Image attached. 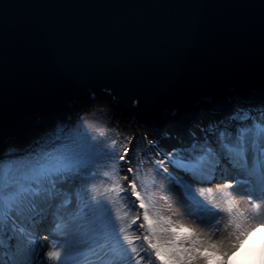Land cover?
Listing matches in <instances>:
<instances>
[{
    "label": "snow or ice",
    "instance_id": "obj_1",
    "mask_svg": "<svg viewBox=\"0 0 264 264\" xmlns=\"http://www.w3.org/2000/svg\"><path fill=\"white\" fill-rule=\"evenodd\" d=\"M255 97L165 120L163 99L84 78L67 106L0 130V264H235L264 228ZM118 121L130 139L106 130Z\"/></svg>",
    "mask_w": 264,
    "mask_h": 264
},
{
    "label": "water",
    "instance_id": "obj_2",
    "mask_svg": "<svg viewBox=\"0 0 264 264\" xmlns=\"http://www.w3.org/2000/svg\"><path fill=\"white\" fill-rule=\"evenodd\" d=\"M2 5L8 7H0V130L67 106L84 78L163 99L164 119L199 116L202 103L211 109L264 96V0ZM138 123L150 127L151 120Z\"/></svg>",
    "mask_w": 264,
    "mask_h": 264
},
{
    "label": "rangeland",
    "instance_id": "obj_3",
    "mask_svg": "<svg viewBox=\"0 0 264 264\" xmlns=\"http://www.w3.org/2000/svg\"><path fill=\"white\" fill-rule=\"evenodd\" d=\"M253 102H255V99L253 100ZM238 103H243L241 101H234V104H238ZM95 108L99 109L101 107H105L106 106H102L100 104H96L94 105ZM201 110H200V115L199 117L205 121H207V119L209 118V116L211 115V113L206 112V107L204 106V103L201 104ZM96 118L98 123H100L101 125H110L111 124V117H105L103 115L100 114L99 111H97L95 113ZM166 120H174V117L172 118H168L165 117ZM133 128V123H122L118 121V127L116 128H108L106 130L110 131L112 135L116 136L117 138L123 139L124 136H128L129 139L131 138V136L129 135L128 132H125L124 129H132ZM135 132L140 135V136H144L146 135V133H144L139 127L135 128ZM167 135V131L166 130H161V136H166ZM144 141H141V147L143 146ZM137 153H140V147L137 148ZM160 195H167V193H160ZM247 244V241H245V245ZM243 249V248H242ZM241 249V250H242Z\"/></svg>",
    "mask_w": 264,
    "mask_h": 264
},
{
    "label": "clouds",
    "instance_id": "obj_4",
    "mask_svg": "<svg viewBox=\"0 0 264 264\" xmlns=\"http://www.w3.org/2000/svg\"><path fill=\"white\" fill-rule=\"evenodd\" d=\"M251 236V239L249 238ZM246 238L247 251L238 264H264V228H260ZM245 246V243L242 247ZM237 264V261L235 262Z\"/></svg>",
    "mask_w": 264,
    "mask_h": 264
},
{
    "label": "bare ground",
    "instance_id": "obj_5",
    "mask_svg": "<svg viewBox=\"0 0 264 264\" xmlns=\"http://www.w3.org/2000/svg\"><path fill=\"white\" fill-rule=\"evenodd\" d=\"M181 222H182V223H188L189 221H187V220H181ZM249 238L251 239V236H250ZM246 245H247V244H246ZM246 245H245L244 247H242L243 249H242L241 252H240V256H241V257H242V256L245 254V252L247 251ZM239 260H240V259L237 260V264H238Z\"/></svg>",
    "mask_w": 264,
    "mask_h": 264
}]
</instances>
